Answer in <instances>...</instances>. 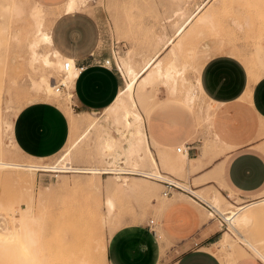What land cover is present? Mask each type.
Segmentation results:
<instances>
[{
  "label": "bare ground",
  "instance_id": "obj_1",
  "mask_svg": "<svg viewBox=\"0 0 264 264\" xmlns=\"http://www.w3.org/2000/svg\"><path fill=\"white\" fill-rule=\"evenodd\" d=\"M4 1L6 2L0 4V11L1 16L4 15L8 22L0 27V46L5 42V46L13 49L11 53L19 60L20 67L18 68L9 57L0 53V71L5 72V77L19 75L21 71L25 72L29 82L24 84L21 79L14 83H6L4 85H7L8 91L4 93L0 81V99L5 98L8 102V105L2 106V103L0 105V181L19 186L21 192L28 197V202L25 208H19L13 199L0 197V260L5 264H107V239L122 225L118 212V202L121 197L139 191L150 198L157 192L159 186H163L159 179H167L194 196L180 188H173L172 191L180 190L197 202H201L199 199L207 202L212 209L205 206L210 211L206 216L217 213L222 221H225L227 229L222 230L220 237L212 246L210 245L211 247H204L215 254L221 264H234L246 256L256 257L264 263V244L262 245L260 237L261 222L264 217V198L238 206L212 187L207 188L208 197L203 196L202 192L162 172L161 167L186 177L197 169V166L192 164L194 160L189 158L186 152L181 153L185 150V146L179 145L181 150H176V147L174 158L173 156L170 158V154L158 149L152 139H150L151 143L156 150L148 141L144 115L148 114L149 105L157 96L156 90L160 87L165 91L162 102L180 101L194 110L195 120L199 125L197 115L201 114L199 112L202 107L201 103L200 109L196 107L198 87L193 82L194 85H191L189 81L190 85L186 86L188 83L187 78L184 77L185 73L182 75L183 71L177 69L181 43L175 42L177 44L172 45L165 64L159 58L158 51L161 50L158 49L144 57L141 62L136 60L133 48L123 54L118 52L115 60L123 78V86L113 101L99 113L96 110L74 112L70 105V93L59 95L53 90V77H57L60 73L64 56L59 54L52 44L51 27L54 20L62 14L86 11L91 6L90 0H65L54 6H46L36 0ZM179 10L181 9L174 10L173 15H181ZM194 15L193 13L192 17ZM182 25L176 26L174 32L176 36L181 34L185 26ZM162 36L156 35L157 38L152 42L154 48L161 45L163 50L172 44L173 39L170 37L164 39ZM190 65L192 66V63ZM75 75L76 69L71 65L66 72L67 86L74 85ZM24 80L27 81L26 78ZM246 95L250 97L249 90ZM38 99L56 101L69 119L70 130L67 141L62 148V154L54 162H47L44 160L45 157L29 156L21 152L13 138V117L24 104ZM97 127L100 129L96 140L103 164L85 167L67 166L66 164L72 160L75 147ZM217 139H219L218 134H215L214 141ZM205 140L207 142V138ZM208 146L209 144L203 143L201 156H204ZM232 147L233 145H228L224 151H217L215 155L218 156ZM37 171H53L59 176L57 182L63 189L74 188L83 191V195L79 198L80 203L69 198L68 204L67 201L66 204H62L68 225L66 224V236L63 234L57 236V249L53 246L54 242L52 245L51 242L48 244L49 242L42 239V231H44L42 218L37 217L36 222L33 210L36 203L40 204L48 199L57 183L45 185L35 193ZM66 173H72L74 179L67 180L64 175ZM80 174H84V177H78ZM103 174H106L105 181L101 180ZM102 192L103 195L105 194L103 197H101ZM161 195L163 202L168 200L167 195L163 193ZM232 195L236 199L240 198ZM63 201L65 200L62 199L61 203ZM164 204L159 205L157 211H160ZM146 213L147 211L143 212L142 208V214ZM50 236L54 237L50 234L49 239Z\"/></svg>",
  "mask_w": 264,
  "mask_h": 264
},
{
  "label": "crops",
  "instance_id": "obj_2",
  "mask_svg": "<svg viewBox=\"0 0 264 264\" xmlns=\"http://www.w3.org/2000/svg\"><path fill=\"white\" fill-rule=\"evenodd\" d=\"M36 1L54 6L65 0ZM51 40L62 56L86 63L74 82L75 101L80 110L75 111L76 107H72L73 111L101 112L123 86V78L112 66L97 63L98 58L106 54L103 51V54L94 55L99 42L95 19L86 11L62 14L52 24ZM220 55L223 54L214 55L203 66L200 85L205 96L220 104L215 126L224 140L234 144L232 148L216 156L217 151L225 148L219 145L207 149L201 156L203 141L209 137L207 129L205 126L193 127V123L197 126L195 114L193 119L188 110L193 111L177 100L162 104L176 102L180 109L189 112L190 117L186 112L185 116L178 112L173 117L175 114L171 115L168 109L155 110L144 116V126L154 150L153 144L172 157L177 146H185L181 153L186 152L194 160L192 164L197 166L186 176L191 188L206 193L207 188L212 187L226 197L230 192L243 200H252L264 193V74L250 86V97L242 100L247 82L246 70L238 60L225 54L231 62L226 59L217 61ZM56 104V101L38 99L24 104L17 111L13 117L12 134L21 152L47 157L62 150L70 125L66 113ZM187 118L191 119L189 125ZM199 132L202 138H199ZM197 141L199 144L195 143ZM167 198L164 202L153 199L149 201L151 204L148 203L147 214L154 215L157 221L156 233L147 226L148 215L112 232L106 244L107 264H221L215 254L204 248L211 247L221 235H216L218 228L212 219L215 216H206L210 211L205 205L180 190H173ZM161 204H164L163 208L157 211ZM218 227L222 228L221 220ZM170 253L174 255L168 258ZM234 264L264 263L256 257L246 256Z\"/></svg>",
  "mask_w": 264,
  "mask_h": 264
},
{
  "label": "rangeland",
  "instance_id": "obj_3",
  "mask_svg": "<svg viewBox=\"0 0 264 264\" xmlns=\"http://www.w3.org/2000/svg\"><path fill=\"white\" fill-rule=\"evenodd\" d=\"M4 2L6 1L0 0V4ZM90 5L91 6L87 8L86 12L90 13V15L95 19L99 31V42L94 52L95 56H97L98 53L103 54L104 51V53L106 54L105 56L114 53L115 57L118 52L120 54H123L124 52L132 50L133 48V52L135 51L134 54H136V60L138 62H141L143 61L144 57L149 56L158 49L161 50L158 51L160 55L159 58H161L162 63L165 64L168 61V53L172 45H176L178 42L181 43L182 47L179 50L181 54L178 52L180 58H178L177 69H179L181 72L183 71L182 75L185 73L184 77L187 78V83L189 81L191 85L194 83L196 84L195 86L198 87L196 107H199V109L202 107L199 112L202 114V116L199 113V115H197L199 116V125H197V129L203 126L207 127L206 129L209 137H207V142L206 140L203 141V143L209 144L207 149L213 147L215 148L219 145H224L223 148L225 147L224 149H226V147H228V145H230L231 143L227 142L226 140H221L223 138L220 136L215 127V116L220 104L205 96L200 85V78L198 77H200V72L203 66L207 61L213 59L214 55L219 53L223 54L218 57L219 60L217 61H225L226 59L231 62V60L227 56L233 57L238 60L246 70L247 82L241 99H248L246 93L248 90H250V86L254 81H256L264 74V0H90ZM178 8L181 9L179 10L181 13L179 11L177 12H179L181 15H173V11L177 10ZM193 13L195 15L192 17ZM3 16H1L0 11V27L3 25L5 26V24L8 22L7 18ZM179 24H183L182 26H185L183 27L181 34L176 36V33H174L175 28ZM158 34L160 36L163 35L162 37L164 39H166L165 37H170L171 39H173L172 44H169L163 50L160 47L161 45L154 48L152 42L157 38L156 35ZM165 34L166 36H164ZM177 38H179V40H177ZM3 44V47L0 46V53L5 57H9L11 59V62L13 64H16L19 68V60L11 53V50L13 52V49L8 47L7 45L6 47L5 42ZM134 48H136L137 50ZM167 54L168 56H166ZM224 54L227 56H225ZM191 63L192 66L190 65ZM224 65H229V63H224ZM20 73L21 74L19 75L5 77V72L0 71V81H2L4 93L8 91L7 85H4L6 83H14L18 80L20 81L21 79L23 80V82H21L24 84H27L29 82V79H27L25 72L21 71ZM24 78H26L27 81H25ZM189 83L185 85L188 86L190 85ZM121 84L123 85V82ZM160 88L156 90L157 96H159H156L149 105V115H151V112L155 110L163 111L168 109L171 115L175 114L173 117H175L178 112L182 113L183 116L187 114L188 117V113L190 112L194 119V114L196 115L194 110H192V113L190 110H188L189 112H187L185 111V109H180L179 105L176 102L169 105H163L162 98L165 95V91L164 88ZM1 103L2 106L8 105V102L5 100V98L0 99V105ZM199 104L201 105V107L199 106ZM74 110L78 111L80 109L76 107ZM201 111L204 112L202 113ZM185 112L186 114L184 115ZM170 114L167 115L171 116ZM100 121L102 120L100 119ZM189 121H191L190 118L187 120L188 125ZM193 127L196 128L194 123ZM99 129L100 128L97 127L93 133H90L86 138H84V140H82V142H80L77 147H75L72 152V160L66 164L67 166L85 167L103 164L100 156L99 145L97 144L96 140L97 132L99 131ZM214 133L218 134L219 139L217 140L219 141H214ZM199 135H201V132H199ZM199 138H202V135L199 136ZM195 143L199 144L198 141ZM222 151L224 150L222 149ZM62 152L63 150H59L57 153L45 157L44 160H46L47 162H54L58 159ZM172 152H174V150ZM20 155L22 156V154ZM173 158L171 159L172 163L174 162ZM161 169L162 172H164V174H166L167 176L177 179L184 184H188L186 177L177 175V173L174 174L175 172L173 173L172 170L169 171L167 168L165 169L161 167ZM64 175H66L65 177L69 181H71L75 177L72 175V173H66ZM105 176L106 174L102 175V181H105ZM78 177H84V174H80V176ZM58 179L59 176H56L53 171H37L35 176L36 182L34 185V191L35 193H37L39 189L44 188L45 185H52L57 183L51 190V195L48 197V199L40 204L36 203L35 209H33L36 215V219L37 217L42 218V230H44L42 231V239L45 242H49L48 244H50V242L51 244L54 242V245H52L56 246L55 249H57V236L62 234L63 236H66L65 233L68 225V220L66 218L67 216L63 213L62 204H66V201L68 204L69 198L70 200L74 199L76 203H80V195H83V191L80 189H63V187H61V185L57 182ZM162 189L163 186H159L157 192L154 193L150 198L145 197L143 193L139 191L130 192L123 195L118 202V212L121 216L120 219L122 221V225L141 221L145 219L147 215L149 217H153L154 215H152L151 213H146L145 215L142 214V208L143 212H146L147 210H149L148 203L151 204V202L149 201L153 199L157 201L162 200ZM223 191L226 192V190ZM103 193L104 192L101 193V197L105 196V194L103 195ZM202 194L203 196L208 197L209 191ZM228 194L229 197H226L225 195L224 196L229 199V201L237 204L238 206H243L252 201L264 198V193L255 198H252V200H243L242 198L236 199L235 196H233L230 192ZM231 195L233 196V198ZM3 196L4 198L13 199L14 202L18 204L19 208H25L24 206L28 202V197L21 192L19 186L6 181H0V197ZM62 199H64L65 201L61 203ZM236 200L239 202H237ZM65 209H67V206H65ZM207 216L213 217V214H207ZM214 216L215 217L212 219L215 220V227L218 228L216 233L218 237L221 233V230L227 229V225L225 221H222L217 213L214 214ZM219 220H221L222 222V228L218 227ZM37 221L38 219L36 220V222ZM261 224L262 234L260 235V237L263 245L264 217ZM44 234L46 235L44 236ZM50 234L54 237L50 236L49 239ZM237 244L242 245L241 243ZM242 246L245 247L244 245ZM173 255L174 254L170 253L169 255H167V257L171 258L173 257ZM1 261L2 260H0V264H5L3 263V261Z\"/></svg>",
  "mask_w": 264,
  "mask_h": 264
},
{
  "label": "built area",
  "instance_id": "obj_4",
  "mask_svg": "<svg viewBox=\"0 0 264 264\" xmlns=\"http://www.w3.org/2000/svg\"><path fill=\"white\" fill-rule=\"evenodd\" d=\"M97 63H100L101 65H106V66H112L120 73V69L116 63L114 53H111L108 56H103L101 58H98ZM71 65L74 66V68L76 69V75L74 78L75 80L77 75L85 68L86 63L76 62L75 60L71 61L69 58L64 57L63 66L60 70V73L57 75V77H53V90L59 95H66L69 92L70 98H71L70 105L73 108H75L78 106L77 102L75 101V88H74V85L72 87L67 86V78H66V72L71 67ZM187 149H188V146H187ZM177 150H181V147L177 146ZM159 180L163 183L164 187H163L162 193L164 195L170 194L173 188H180L182 190H185L182 187L178 186L173 181H170L167 179H159ZM185 191L193 195L191 192L187 190ZM199 201H201L207 208L212 209V207L207 202L200 200V199ZM156 224H157V221L153 217L148 218L147 226L151 231H153V233H156L157 231Z\"/></svg>",
  "mask_w": 264,
  "mask_h": 264
}]
</instances>
